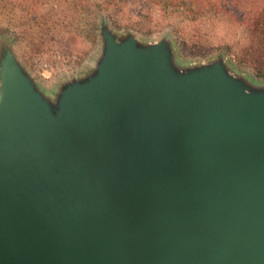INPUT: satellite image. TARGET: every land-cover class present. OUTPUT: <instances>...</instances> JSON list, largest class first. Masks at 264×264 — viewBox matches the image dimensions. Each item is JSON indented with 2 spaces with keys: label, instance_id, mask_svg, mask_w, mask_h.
I'll return each instance as SVG.
<instances>
[{
  "label": "water",
  "instance_id": "95a60500",
  "mask_svg": "<svg viewBox=\"0 0 264 264\" xmlns=\"http://www.w3.org/2000/svg\"><path fill=\"white\" fill-rule=\"evenodd\" d=\"M101 37L54 103L0 44V264H264V88Z\"/></svg>",
  "mask_w": 264,
  "mask_h": 264
},
{
  "label": "rangeland",
  "instance_id": "374dc122",
  "mask_svg": "<svg viewBox=\"0 0 264 264\" xmlns=\"http://www.w3.org/2000/svg\"><path fill=\"white\" fill-rule=\"evenodd\" d=\"M188 1L192 8L196 6V1ZM251 4L255 6L258 2L249 1L247 5ZM234 9L237 7L232 10ZM153 13L155 15L159 12L154 8ZM244 13L242 10L236 14L237 21H244L248 15ZM162 19L163 21L155 26L148 36H138L135 32H119L117 36L115 34L113 36L120 40L130 35L139 45L163 40L170 53H173L170 62L177 71L220 61L226 72L240 79L246 86L264 88V79L250 81L243 73L237 74L232 71L230 64L225 61L226 55L236 60L238 57L235 56L236 53L230 52L235 50L236 44L244 42L243 27L240 23H235L236 26L231 30L221 26L217 21L206 19L196 21L195 24L201 32H205V36L213 44L210 46L209 59L197 60L187 52L188 43L185 42L180 48L175 44L172 46L170 37L164 34L174 26L188 23L185 11L179 6L166 8ZM88 25L85 11L74 7L72 0H0V32L3 35L0 39L1 45L12 53L35 89L50 103L55 102L59 90L65 83L85 79L95 71L103 51L102 28L94 26L88 29ZM215 44L218 46L231 44L229 53L214 57L217 50H213L212 47ZM44 68L48 69V75L41 78L37 72Z\"/></svg>",
  "mask_w": 264,
  "mask_h": 264
},
{
  "label": "trees",
  "instance_id": "16d2710c",
  "mask_svg": "<svg viewBox=\"0 0 264 264\" xmlns=\"http://www.w3.org/2000/svg\"><path fill=\"white\" fill-rule=\"evenodd\" d=\"M194 1H196L194 8L189 5L188 0H72V3L82 12L85 11L89 24L88 29L99 26L107 28L111 34L116 36L119 32H135L138 36H148L154 27L163 21L162 15L166 8L179 6L185 11L188 23L174 26L164 34L170 37L172 46L175 44L180 48L185 42L188 43L187 52L197 60L209 59L210 46L213 44L205 36V32H201L195 24L196 21L199 19L217 21L221 26L231 30L240 23L243 27L242 40L244 42L236 44L235 50L230 52L236 53L235 56H238L236 60L226 55L225 61L230 64L232 71L243 73L250 81L264 79V4L262 0ZM249 1H256L258 4L248 6ZM235 7L237 9L232 10ZM154 8L159 13L154 15ZM242 10L245 12L244 15L246 13L248 15L244 21H237L236 14ZM1 38H3L2 32H0ZM230 47L231 44L223 46L215 44L212 49L217 52L213 56H225L224 54L229 53ZM181 49L184 51L183 48ZM171 56L173 53H170Z\"/></svg>",
  "mask_w": 264,
  "mask_h": 264
},
{
  "label": "built area",
  "instance_id": "2783aa9c",
  "mask_svg": "<svg viewBox=\"0 0 264 264\" xmlns=\"http://www.w3.org/2000/svg\"><path fill=\"white\" fill-rule=\"evenodd\" d=\"M47 70H48L47 68H44V69H42L40 72H37L38 75H39V77H41V78H46L47 75H48V71H47Z\"/></svg>",
  "mask_w": 264,
  "mask_h": 264
}]
</instances>
